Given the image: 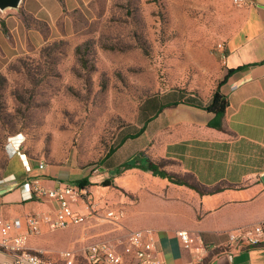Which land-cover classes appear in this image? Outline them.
I'll return each instance as SVG.
<instances>
[{"label": "crops", "instance_id": "1", "mask_svg": "<svg viewBox=\"0 0 264 264\" xmlns=\"http://www.w3.org/2000/svg\"><path fill=\"white\" fill-rule=\"evenodd\" d=\"M41 1L22 0L18 8L0 10V58L11 59L48 40L42 30L25 24L23 14L46 21L49 35L55 34L53 26L63 7L59 1L49 5ZM238 10L240 22L222 60L220 80L225 79L219 90L228 104L221 129L208 124L213 113L204 106L211 95L202 100L193 94L161 92L141 102L142 123L120 137L97 172L79 173L66 163L25 155L8 157L0 178V217L14 223L15 233L27 231L30 215L53 216L58 207L54 199L28 197L35 182L53 188L85 178L95 202L106 201L122 213L109 228H102L97 210L86 222L65 228L52 229L40 222L39 230L28 235L27 249L50 253L55 264H64L55 253L74 248V264H92L87 247L105 234L119 241L116 248L123 264H135L122 234L151 228L158 258L164 264H185L192 255L181 246L177 231L187 230L208 247L198 264H264V245L241 244L233 249L227 241L230 229L264 224V0H244ZM149 100H153L150 109L141 114ZM129 161L135 166L124 167ZM149 163L199 189L154 174ZM72 206L88 213L79 202ZM0 264H14L13 253L0 247Z\"/></svg>", "mask_w": 264, "mask_h": 264}, {"label": "rangeland", "instance_id": "2", "mask_svg": "<svg viewBox=\"0 0 264 264\" xmlns=\"http://www.w3.org/2000/svg\"><path fill=\"white\" fill-rule=\"evenodd\" d=\"M52 1L63 7L55 34L49 35L46 21L30 16L48 40L0 58V178L12 148L13 155L97 172L107 151L142 123L138 110L145 98L161 92L202 100L211 95L222 77L226 43L240 22L233 0L41 2ZM82 189L83 200L76 202L84 210L94 203L102 228L120 220L105 218L106 209L116 208L95 202L89 185ZM66 248L54 256L61 259ZM37 253L53 261L52 254Z\"/></svg>", "mask_w": 264, "mask_h": 264}, {"label": "built area", "instance_id": "3", "mask_svg": "<svg viewBox=\"0 0 264 264\" xmlns=\"http://www.w3.org/2000/svg\"><path fill=\"white\" fill-rule=\"evenodd\" d=\"M238 5L244 0H233ZM14 147V146H12ZM11 149L10 154L16 153ZM24 156V155H23ZM84 189L77 188L72 183H65L53 188L41 186L35 182L34 187L29 191L28 197L33 196L54 199L58 207L53 216L42 213L30 215L27 219V231L13 232L14 223L0 217V247L13 253L14 264H55L50 258H45L37 252L26 248L28 235L31 231L39 230V223L45 222L50 228H65L69 225L81 224L84 219L91 217L95 211L94 203L87 204V214H81L74 210L72 204L82 199ZM122 213L120 209H106L105 218L109 221H117ZM181 246L188 250L192 259L185 264L201 263L207 252V245L192 236L187 230L177 231ZM128 250L133 254L135 264H164L156 254V239L151 228H142L129 231L126 234ZM228 245L236 249L241 244L249 246L264 245V224L256 223L230 229L227 232ZM118 240L104 239L95 242L87 247V259L92 264H123V255L118 252L116 246ZM64 264H74L76 253L74 248H68L60 252Z\"/></svg>", "mask_w": 264, "mask_h": 264}, {"label": "trees", "instance_id": "4", "mask_svg": "<svg viewBox=\"0 0 264 264\" xmlns=\"http://www.w3.org/2000/svg\"><path fill=\"white\" fill-rule=\"evenodd\" d=\"M22 17H23V20H24L25 24L28 27L38 28V29L46 32L45 30L42 29L44 27H40V26H37L36 24L32 23L33 18H29L30 17L29 15L23 14ZM45 25L46 24H43L42 26H45ZM230 72H231V70H230ZM224 79L220 80L217 83L216 87L214 88V90L211 93V99H210L209 103L204 106V108L208 112L213 113V117L209 120L208 124L210 126H212V127L218 128V129L222 128V117H223V115L225 113V110H226V107H227V104H228L227 96L225 94H223L219 90V86H220L221 83H223ZM115 148L116 147L110 148L107 151V153H106V157L110 156L112 154V152L115 150ZM133 159H137V158L134 157ZM133 166H135V165H133L131 163V161H129V162L124 164V167H133ZM147 168L152 170V172L154 174H158V175H160L162 177H166L172 182L186 184V185H189L192 188L199 189V186L197 184L189 183L187 181H183V180L177 179V178L174 177V175H172V174H170V173H168V172H166L164 170L157 169V166L153 165V163H149ZM75 184H78V186L80 188H84L86 185H88V180L85 179V178H82L80 180L75 181ZM104 184H108V183H104Z\"/></svg>", "mask_w": 264, "mask_h": 264}, {"label": "water", "instance_id": "5", "mask_svg": "<svg viewBox=\"0 0 264 264\" xmlns=\"http://www.w3.org/2000/svg\"><path fill=\"white\" fill-rule=\"evenodd\" d=\"M22 0H0V10L6 8H18ZM262 181L264 182V174L261 176Z\"/></svg>", "mask_w": 264, "mask_h": 264}]
</instances>
